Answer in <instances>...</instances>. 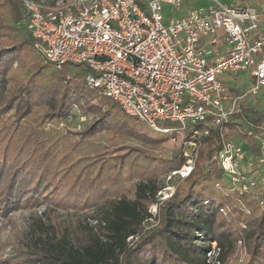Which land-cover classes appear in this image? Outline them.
I'll return each mask as SVG.
<instances>
[{"label": "trees", "instance_id": "1", "mask_svg": "<svg viewBox=\"0 0 264 264\" xmlns=\"http://www.w3.org/2000/svg\"><path fill=\"white\" fill-rule=\"evenodd\" d=\"M147 1L135 0L142 8ZM25 20L21 0H0V220L11 225L5 239L0 227V264H208L213 241L219 264H264L262 181L243 194L227 184L217 161L222 140L259 157L244 130L264 133V108L244 107L228 132L201 137L193 171L178 178L153 217L161 178L185 164L182 150L166 152L170 136L90 88L84 64L57 69L47 62L37 40L18 27ZM77 113L95 117L76 133L44 130L49 122L76 121ZM104 134L108 144L95 140ZM133 139L141 146H127ZM40 206L46 212L15 226L13 214ZM62 209L69 210L65 220L56 212ZM152 219L157 225L145 229Z\"/></svg>", "mask_w": 264, "mask_h": 264}, {"label": "built area", "instance_id": "2", "mask_svg": "<svg viewBox=\"0 0 264 264\" xmlns=\"http://www.w3.org/2000/svg\"><path fill=\"white\" fill-rule=\"evenodd\" d=\"M21 1L25 28L47 62L84 64L90 88L182 150L185 164L168 180L188 177L197 141L211 129L228 132L232 116L264 94V0H197L185 12L190 0H148L145 8L135 0ZM240 73L253 79L246 90L226 81ZM244 131L259 157L222 140L217 161L231 188L254 194L263 181L264 133ZM169 187L158 192L162 202ZM210 245L208 264L219 252Z\"/></svg>", "mask_w": 264, "mask_h": 264}, {"label": "rangeland", "instance_id": "3", "mask_svg": "<svg viewBox=\"0 0 264 264\" xmlns=\"http://www.w3.org/2000/svg\"><path fill=\"white\" fill-rule=\"evenodd\" d=\"M42 3H46L47 5L48 4H51V2L53 0H41ZM223 3H225L226 1L225 0H222ZM176 15V14H175ZM19 28H21L22 30H25V24L23 22H21L18 26ZM226 81L229 83V85L231 84L232 86L234 85H238L240 84V87L238 89H242L244 88L245 90L248 89L250 86H251V83H253V79L252 78H247V74H238L236 75L235 77H231V78H226ZM230 85V86H231ZM257 103L259 105H261L262 108H264V94L261 95L260 97L256 98ZM256 103H254L255 105ZM94 107V105H92V107L90 108V110H92V108ZM79 112V111H78ZM79 115L78 119L76 121H72V119H64V120H60L59 122H49L46 124L44 130L45 131H48V130H51L55 133H59V134H67L69 132L71 133H76L78 131H81L84 126L86 125V123L91 120L92 118H94L95 116L93 115H83V114H78ZM139 129L140 130H145V128L143 126H139ZM96 141H101L105 144H108V136L106 134L104 135H100V136H96L95 138ZM127 146H133V147H137V146H141L140 145V142H138L136 139H133L129 142V145ZM162 147L164 148V150L166 152H170V151H173L176 147L172 144H170L169 142H166L162 145ZM244 167L246 166L247 163H244ZM95 172H96V169H93ZM172 173H170V176ZM254 175L257 177V173H254ZM169 176V175H168ZM168 176L166 177H162L161 178V181H163V184L164 186H170L169 188L171 189H166L164 193V195H173L174 192H175V186L174 183L175 182H178L179 180L177 178L173 179V183H168L169 180H168ZM260 179H262V190H261V193L263 194L264 196V172H263V175L261 177H259ZM158 196V194H157ZM165 198V196L163 197V195H160L158 196L157 200L159 201L157 205H152L150 208H149V211L150 213L153 215V217H157L158 215V207L159 205H161L162 202V199ZM161 199V200H160ZM37 211L39 214H41L43 211L46 212V206H40V207H36L34 209H30V210H20L18 212H16L15 214H13V222L15 224V226L17 227H23L25 225V223L27 222V220H29V216L32 214V212H35ZM58 216L62 217L64 220H65V216L69 215V210H56ZM73 212V211H72ZM78 213H84L83 211H80ZM85 214V213H84ZM5 225V230H3L1 232L2 234V237L3 239H5L8 235V232H9V228L11 227V225L5 221V220H0V227ZM157 225V220L155 219H152L150 221V226L146 225L145 226V229H149L150 227H153V226H156ZM10 226V227H9ZM219 254V252H218ZM244 256V252H240V259L238 260L239 262L242 260ZM212 264H219V261H218V256L216 258V260H211Z\"/></svg>", "mask_w": 264, "mask_h": 264}, {"label": "crops", "instance_id": "4", "mask_svg": "<svg viewBox=\"0 0 264 264\" xmlns=\"http://www.w3.org/2000/svg\"><path fill=\"white\" fill-rule=\"evenodd\" d=\"M202 1H204V0H202ZM226 2L225 3H227L228 1H230V0H225ZM198 2H200V1H198ZM223 2V1H222ZM199 4H204V2H200ZM194 5H198L197 4V0H190L189 2H187V4H186V6L184 7V9L182 10V12H185L186 10H187V8L188 7H191V6H194ZM181 12V13H182ZM182 14H184V13H182Z\"/></svg>", "mask_w": 264, "mask_h": 264}]
</instances>
